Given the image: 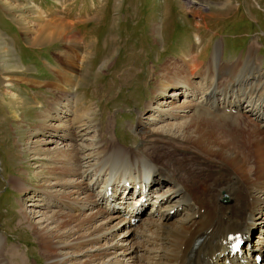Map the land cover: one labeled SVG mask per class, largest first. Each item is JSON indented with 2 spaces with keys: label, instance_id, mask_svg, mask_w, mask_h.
<instances>
[{
  "label": "bare ground",
  "instance_id": "1",
  "mask_svg": "<svg viewBox=\"0 0 264 264\" xmlns=\"http://www.w3.org/2000/svg\"><path fill=\"white\" fill-rule=\"evenodd\" d=\"M199 7L200 16L221 11L212 5L208 10ZM41 17L20 18L28 29L42 32L40 38L32 39L37 44L63 37L75 22L54 19L44 23ZM75 36L62 51L66 68L56 70L59 82L50 83L58 97L39 103L44 110L39 112L42 124L37 133H69L64 147L35 149L45 153L42 163L50 160L45 180L56 181L41 187L47 201L44 207L56 206L59 211L44 212L36 223L25 215L41 240L48 264H264V224L257 230L253 226V218L264 214V78L259 75L258 41L252 42L245 60L225 62L217 47L207 62L200 60L198 49L191 48L185 56L170 60L161 69L158 91L174 85L184 88L191 98L159 109L166 116L160 119L164 124L153 129L142 123L141 112L140 144L129 146L109 136L112 124L108 121L92 143L78 147L74 143L79 132L87 130L83 134L87 140L88 128L98 129L92 124L91 106L75 111L81 107L71 75L81 52L73 45ZM0 48L8 47L0 44ZM198 71L200 81L196 82ZM11 79L9 75L7 86L13 85ZM64 114L73 116L67 119ZM243 123H250L259 133L256 154L262 162L258 169L250 167L251 156L240 140L238 129ZM173 140H179L178 146ZM12 182L23 194L31 193V185L23 178ZM97 185L101 192L91 194ZM153 207L154 214L163 207L159 219L148 211ZM145 212L151 217L143 218ZM174 212L181 216L172 219L168 213ZM134 219L149 226L154 235L147 239L146 249L142 241L139 248L138 241L135 247L115 236L117 227L127 223L133 227ZM257 231L261 236L256 240ZM6 239L0 233V264H26L17 246H5ZM133 253L137 260L131 263Z\"/></svg>",
  "mask_w": 264,
  "mask_h": 264
},
{
  "label": "rangeland",
  "instance_id": "2",
  "mask_svg": "<svg viewBox=\"0 0 264 264\" xmlns=\"http://www.w3.org/2000/svg\"><path fill=\"white\" fill-rule=\"evenodd\" d=\"M210 5L221 11H213L214 16L196 13L198 6L208 10ZM30 13L42 16V22H75L63 37L37 44L32 39L40 38L42 32L30 31L25 21L20 22ZM74 35L77 40L73 45L81 49L80 53L76 50L77 68L71 73L74 90L81 98V107L75 111L91 106L95 113L92 124L98 129L88 128L87 140L83 138L87 130L79 132L77 142L72 141L78 147L92 143L108 121L112 124L109 136L129 146L140 144L141 112L147 127L164 124L161 120L166 116L160 115L159 109L188 102L191 97L186 96L184 88L174 85L168 91H158L156 82L162 77L161 69L173 58L185 56L190 48L198 49L200 60L207 62L217 47L222 49L225 62H234L245 60L252 42L258 41L259 75L264 78V0H0V44L8 47L0 48V233L7 237L5 246L18 247L26 264H48L41 240L25 215L36 223L44 212L59 211L56 206L44 207L47 201L41 187L56 181L45 180L50 160L42 163L46 155L35 149L54 150L57 145L64 147L69 139L66 130L53 136L54 131H37L42 124L39 112L44 108L39 103L58 97L50 83L59 82L56 70L66 68L62 51L67 50ZM197 73L194 79L199 82L201 71ZM9 75L13 76L11 86H7ZM150 102L152 108L146 106ZM68 115L64 117L73 116ZM249 124L243 123L238 131H242L244 151L251 156L250 167L258 169L262 162L256 154L259 133ZM175 142L179 144V140ZM16 177L31 185L29 195L15 188L12 180ZM100 189L101 185L92 187L91 194L97 195ZM154 208L148 211L159 219L163 207L155 214ZM168 215L175 220L181 213ZM142 217L151 216L145 212ZM263 219L264 214L253 218L255 230L264 224ZM135 223L130 228L128 223L117 227L115 236L131 244L138 241L139 248L143 242L146 249L147 239H154V235L149 226ZM258 232L253 234L256 240L264 236V231ZM135 255H130L131 263L137 260Z\"/></svg>",
  "mask_w": 264,
  "mask_h": 264
},
{
  "label": "water",
  "instance_id": "3",
  "mask_svg": "<svg viewBox=\"0 0 264 264\" xmlns=\"http://www.w3.org/2000/svg\"><path fill=\"white\" fill-rule=\"evenodd\" d=\"M225 199H226V196H225Z\"/></svg>",
  "mask_w": 264,
  "mask_h": 264
}]
</instances>
